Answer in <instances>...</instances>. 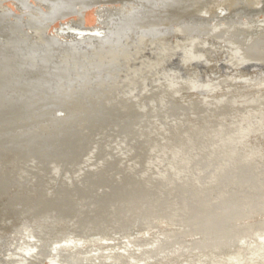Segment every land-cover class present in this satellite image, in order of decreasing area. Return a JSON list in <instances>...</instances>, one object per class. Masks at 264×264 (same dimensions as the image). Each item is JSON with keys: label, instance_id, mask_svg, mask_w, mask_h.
I'll use <instances>...</instances> for the list:
<instances>
[{"label": "bare ground", "instance_id": "1", "mask_svg": "<svg viewBox=\"0 0 264 264\" xmlns=\"http://www.w3.org/2000/svg\"><path fill=\"white\" fill-rule=\"evenodd\" d=\"M49 1L50 0H48V2ZM55 1L56 0H54V2ZM83 1H78L76 4L81 3L85 8H88L96 2V0ZM261 1L264 0H241L240 6H237L238 8L234 4L236 8H234V10L232 11L233 13L229 15L228 19L225 18L222 20L220 18V20H218V14H216L217 18L214 19H217V22H212V20L214 19L210 21L209 26L212 27V30L215 33L213 37L215 39H218L219 42L221 40V37L224 38L222 39V41L225 42L223 43L225 44L224 47L221 44L222 48L224 49H221L219 51H221L223 55V57L221 56L223 58L221 62L225 64L227 68L228 66H230V68L232 67L231 69L246 70V68L251 65H257L260 67V65L264 63V18H262L261 20H256L255 18L245 20L241 17L242 12L237 13L241 10L244 12L257 10L258 8L263 6V2ZM51 2H49V4H46L44 8L45 10L48 9L46 8L48 5L49 7H51ZM72 2L73 1L70 0L68 3L70 4V9L68 10H61L64 3L61 4L62 6L57 3H52V5L56 8L53 11L57 10V12H54V14H56L57 17L61 16L65 18L61 19V17H59L56 21L57 25L52 27L51 31L47 32L46 26L54 23L51 20H47L50 17L46 19V22L42 21L44 24L42 22L41 24L39 23L40 21H37L39 27L36 26L37 29L35 30H37V32L39 33H44V40L48 42L50 41L49 43H52L54 39L55 43L57 41L59 43L67 44L69 45V47H72V49H75V47L82 44L84 41H97L94 44L95 47L99 41L105 42V44L108 43L109 45H113L111 41L115 37L119 38L120 36V38H122L121 36H125L123 35L124 29L127 27V25H130V22L128 23V21H126L127 23L123 24L121 21H119L120 19L116 20L118 19L117 16L121 12V10L120 12L118 11L119 8L110 9L105 5L106 3L103 5L101 4L99 6L100 9L96 11L97 23L93 24L91 28H88L87 24H85V22L82 20L81 15L76 14V12L73 13ZM227 2L228 0H162V3L161 5H159L160 8L158 10L151 5H149L148 7V12L150 11V14L154 15L153 20L144 18V15L142 17H137V15L135 16L134 21L132 20L134 24L131 23L133 26L141 27V29L143 28L142 30H147L148 34L153 33L160 36L158 40L161 41H166L165 39L169 35L173 34L170 27L171 25H175V23L180 22L182 23L177 27V32L175 34L177 35V42L174 48L171 49L170 47L167 48L165 46L164 49L162 47V50L154 54V56L148 55L149 67H153L156 63H159L161 64V67L166 66V69L165 71H163L160 67L157 66L163 71V73L161 74L163 79H161V81L163 82L162 84L157 82L155 83L156 85L154 84L155 87L152 94L154 93L158 95L154 96V99H156L155 101H153L152 103L148 102V105H150L147 108L145 105L144 108L133 103V105L127 106L126 108H121L118 110L116 109L117 111H115V109L103 110V108H101L102 106L98 107L96 104L87 106L82 103L83 101L80 103L71 98L67 99L65 98V94L63 92H57L58 94L55 93L56 95H54L50 91L41 90V88L37 89V91L40 93L38 94L37 92L38 95L33 97L28 94V91L27 95H22V92L20 91L21 93H19L21 95L19 97L17 96V98L15 95H13V97H15V100L12 101L8 99L11 97L9 95L11 93L8 94V98V95L5 94V99L7 98V101H10V104H8L7 106L5 104V100H3L4 98H1L0 95V218H2L3 220L1 221L0 225L1 261L16 264H36L37 262L41 261L42 253L39 252L40 250L38 252H35L34 250L44 249V247L49 243V240L59 236V234L61 233L65 234L68 231L73 234H79L82 230L87 229L86 232H83L85 235H87V237H85V240H82V243H88L89 245L86 244V246L73 251L70 249L72 252H68L62 249L61 251H56V253L60 254H57L58 256H55L57 259L52 264H77V262L79 264H96V262H99V264H114L116 263V261L127 262V260H129L128 254L131 255L135 253L134 248L131 249L128 245L125 244H123L122 247L118 245L116 246V244H113V246L109 244H97V246H91L89 243V237L93 235H99V237L110 240L111 236L116 234L115 232L119 234V232H122L121 230L128 228V226L126 225L128 217L139 216V213L138 211H136V209H127L125 213L129 214H127L126 216L123 214L125 216L123 219H117L114 222H106L101 220L95 222V224L93 225L91 223L89 225L86 224L87 226L84 224V227L82 225H68L66 223H70L78 218L81 220L83 217L88 218L90 216L93 217V215L101 214V212L104 210L103 207L105 205H109L113 202V204H116L118 203V200L121 201L132 196H137L138 194V196L140 195L142 196V198H140L136 202H145L144 214L146 217L151 218L158 215V217L162 216L165 219L170 220L171 222H184L190 218H195L196 220L201 218V221H205L206 218L204 217H209L210 215H215L219 212L220 214L226 212V220L228 221V224L237 220L239 222H246V230L247 228H249L250 232L253 231L254 235H257L258 238H256V240H253L251 239V237L249 240V243H252L251 250L253 251L248 255V261L245 264H264V232L263 234H261L257 233L258 231H256L257 228H262L264 230V80H259L258 78H250L244 75L245 72L242 74L234 75L225 73V76L223 75L224 77L222 78L219 75L220 79L219 77L216 78L215 75L214 79L211 78L212 80L209 81H207L208 79L202 80V77H199L198 79V76L196 77L194 73H192L191 75L195 76L194 78L190 77L189 75L191 74L190 67H206L207 63L209 62L207 61V58L209 57H207L206 54H201L202 52H200L199 50L200 46L199 49H197V44L199 42L198 38H200V36L197 37L195 35L198 29L202 30L207 27L201 24L200 29L195 25V23L192 24V22L189 20L190 17L192 18V21L194 20L193 22H195L196 19H198L197 21L206 19L209 17L211 12L218 10L219 7H221L222 5H226L225 3ZM249 2L254 3L249 4ZM155 4L157 5V3ZM64 5L68 6L67 3ZM11 8L13 9V7ZM8 11L10 12V10ZM51 11V14L49 15H52ZM125 11L126 10L123 9V12ZM36 16L34 15V17ZM70 16H73L74 18H69ZM40 17H42V15ZM27 19L28 18H26V20ZM111 20L117 21L116 28L114 26L115 29H113V27L111 28ZM187 20H189V22L191 23L189 24L184 22ZM23 22L24 21H22V23ZM59 22H61L64 26L67 25L68 28H84V30H95L96 33L69 35H67L66 33L60 34L58 33L57 28L59 27ZM28 28H30L29 25ZM53 28H56L57 34L53 33ZM256 29H261L262 31L249 39V35ZM23 32L25 31L23 30ZM30 32L33 36L36 35L33 34L32 31ZM126 32L128 33V31ZM131 32L132 31H130L129 33ZM5 33L6 35H8L7 31ZM15 34H18V32L14 33V35ZM243 34H249L246 41L240 39V36ZM193 35H195L194 38H192ZM10 37L11 36H9L8 39H10ZM34 37L36 39V36ZM144 38L148 39V37ZM137 39L133 41H137ZM131 40H129L130 42L128 41V43H132L133 41L131 42ZM172 41L173 40H171V43H173ZM140 42L139 44H141ZM148 43L149 42L145 44L147 45ZM186 43L190 45L186 46ZM127 46L129 47V45ZM3 47L1 48V50L3 49ZM103 47H105L104 44ZM158 47L160 48V46ZM202 47L205 48L201 45V48ZM210 47L213 50V47L211 45ZM218 47L219 46L215 48L214 46V51H216ZM143 48L145 49L144 46L142 47V49ZM16 49L18 48L16 47ZM205 51H203V53ZM22 52L23 51H21V54ZM212 52L210 56L212 55ZM112 53L113 52H111V54ZM151 53H154V51ZM29 54L31 55V53ZM27 55L28 54H26V56ZM155 55L162 56V58H154L157 57ZM20 56L18 58H20ZM72 58L73 57H71V59ZM213 58L211 60H213ZM16 59L14 61H16ZM35 59L36 58H34V60ZM143 61L145 62V60ZM6 63L8 64V62ZM19 63L21 62H18V64ZM21 64H23V62ZM0 67L2 66L0 65ZM122 67L123 66H120V68ZM133 67L134 66H132V68ZM47 68L49 69L48 66ZM37 70L38 69H36V73L38 74ZM150 70L149 72H151L150 74H152V70ZM157 71L158 70H156V74ZM29 72L30 71H28V73ZM146 75H148V78L150 79L149 74ZM177 75L180 76V78L182 77V80L180 79V83H175L173 81L175 80L173 78L175 76L177 77ZM1 76L2 75H0V77ZM3 77H5V74ZM42 77H44V75ZM25 78H27L26 75ZM189 78H191V80ZM144 79L146 80V78ZM48 82L50 83V80ZM17 83L15 87L17 86ZM8 84L10 85L11 83H7L4 85L8 86ZM7 86L6 88L9 87ZM21 86L23 88L24 85ZM44 86L46 87V85L43 84V87ZM48 86L50 85L48 84ZM15 87L13 85L12 89H16L17 91L19 85L16 88ZM248 87H252V89L257 92V95L252 96L251 92L248 90ZM2 88L4 87L2 86ZM6 88L2 90H6ZM27 88L24 89L27 90ZM62 88L65 90L63 86ZM12 89H9L7 91L10 92V90ZM138 90H140V88ZM151 99L153 98L151 97ZM151 99L150 101H152ZM145 101L147 100L145 99ZM143 102L144 101L142 100V103ZM36 126L39 129L41 128V133H36ZM109 139L112 141H109ZM19 192L26 194L25 198L27 201H23L24 203L19 205L20 207L18 206L14 211L8 213L5 212V210L11 206L12 202L16 201L15 196H17ZM148 193H150V195H148ZM29 201H32L33 205H40V208L38 209H41V212L43 214H52L54 215L52 217L56 218L52 220L58 221H55V223H49V221H46L48 219H46L44 216H34V214H32L34 213L33 211L32 213L28 212ZM119 205L120 204H118V206ZM139 205L136 204V206ZM121 210L120 212L125 211ZM4 212L6 214H4ZM41 218H44L45 220L43 219L44 221H42ZM41 222L46 223L43 224ZM261 222H263V224L260 226L259 223ZM23 224L24 227H30V230L33 232V234H35L34 232L38 233L34 235L32 239L34 240V243L30 245L31 248L23 247V249L20 248L21 250L18 252H16L15 250L17 247L8 249V238L11 236V234L15 235L16 233H18L19 228L16 227L21 225L23 226ZM176 225L178 226V224ZM138 226H136V230L141 231L144 228L143 226H140L143 227L141 229L140 227L138 228ZM9 229H12V232H10ZM3 230L8 233L10 232L11 234L9 233V236L8 233L6 234L5 232L2 234ZM163 233L165 232L163 231ZM159 235L150 236L149 238L152 237V240L150 239V243H153L155 241L157 242L161 240V238L167 239V235H165V237L162 236V233L160 236ZM120 239H118V242L121 241ZM122 239H124L125 241V238ZM136 239H133V241ZM144 240L145 239H143L142 242ZM135 242L138 243L140 241ZM114 243L116 242L114 241ZM158 245L159 244H156L154 247H159ZM139 246L140 247L137 248V252H142L144 248H150L148 246ZM152 249L155 251L154 248ZM200 251L202 250L200 249ZM59 256L69 262L67 263L60 258L58 259ZM130 260L132 259L130 258ZM143 260L141 259L142 262ZM209 264H217V262L212 261Z\"/></svg>", "mask_w": 264, "mask_h": 264}, {"label": "rangeland", "instance_id": "2", "mask_svg": "<svg viewBox=\"0 0 264 264\" xmlns=\"http://www.w3.org/2000/svg\"><path fill=\"white\" fill-rule=\"evenodd\" d=\"M47 1V2H45ZM1 0L0 2V65L2 67H0V75H2L0 77V79H7L9 81L12 80L11 82L9 81H3V80H0V83H3L0 84V95H1V98H4L3 100H5V104L6 106L8 104H10V101H7V98L9 97V95L12 97L8 98L9 100H15V97H13V95L19 97L21 94L22 95H27V91H28V94L30 96H36L38 95L40 92L37 91L38 88H41V90H47V91H50L52 92L54 95L58 94L57 92H63L65 95V98L67 99H73L75 101H78V102H82L83 104L87 105V106H90L92 104H96L98 107H101L103 108V110H110V109H115V111H117L118 109H121V108H126L127 106H130V105H133L136 104V105H139L140 107H144L146 106L149 107L148 105V102L149 103H152L153 101H155L156 99H154V96L155 95H158V94H152V92L154 91V87H155V83H160L162 84L163 81H161L162 79V76L161 74L163 73V71H165L166 69V66H162L161 67V64L159 63H156L153 67L150 66L149 67V63H148V57L150 55H153L158 53L160 50H162V47L163 49L165 48V46L167 48H174V46H176V42H177V35L176 32H177V27L180 26L182 23H175V25H171V30H172V35H169L165 40L167 41H161V40H158V38L160 36L158 35H155L153 33H149L147 32V30H142L141 27H136V26H133L131 23L134 24V18L135 16L137 15L144 18H148V20H153L154 19V15H151L150 14V11L148 12V7L149 5L155 7V9H159V5H161L162 3V0L158 1V0H96V2L91 5V7L89 6L88 8L84 7L83 4L79 3V4H76L78 1L81 2L83 0H71L73 1L72 4H73V13L76 12V14L78 15H81V18L82 20L85 22V24H87V27L91 28L93 26V24H96L97 22V16H96V11H98L100 8L99 6L102 4H105L108 8L110 9H118V11L120 12V14L122 15H116L118 19L116 20H119L121 21L123 24H126L128 21V23L130 24L129 26L127 25L126 26H123V27H126L124 29V34L125 36H121L122 38H119L118 37H115L116 38V41H115V38L111 41L113 45H109L108 43L105 44V42H102V41H99L95 47V43L97 42H94V41H84L82 44L78 45L77 47H75V49H72V47H69V45L67 44H63V43H59L57 42L56 40V43L54 42V39H53V42L52 43H49L48 41L44 40V33H39L37 32V27H39V23H41L42 21L46 22V19L48 21H53L52 23L53 24H50V25H46L47 26V32L48 31H51L52 30V27H54L55 25H57V20L59 17L61 16H56V14H54V12H57L56 11H53L55 10L56 8L52 5V3H57V2H60L61 0H56L54 2V0H51L49 2L51 7H49V5L46 7L48 8L47 10H45V6L48 2V0ZM70 1V0H69ZM69 1H66V0H62L60 3H57L59 5L61 4H66L64 5L63 4V9L61 8V10H68L70 9V4ZM75 1V3H74ZM149 1V3H148ZM154 1V2H153ZM232 1V3H231ZM84 2V1H83ZM88 2V1H87ZM116 2V3H114ZM136 2V4H135ZM145 2V3H143ZM152 2V3H151ZM263 2V6H261L260 8H258L257 10H252V11H239L237 13H241L242 12V15L241 17L244 18L245 20L247 19H252V18H255L256 20H261L262 18H264V1H261ZM20 3V4H19ZM122 3V4H121ZM141 3V4H140ZM157 3V5L155 4ZM240 3H241V0H228L227 3H225L226 5H222L221 7H219L218 10L216 11H213L210 13L209 17L206 18V19H202L200 21H197L198 19L195 20V22H193L190 17V21L192 22V24L195 23L196 26H198L199 28L201 27L200 25L203 24L205 25V29H202V30H199L197 31V33H195V35L198 37L200 36L199 39V42L198 45L197 44V49H199V46H200V52H202L201 54H206L208 60L209 61L206 65V67H190V72L191 74L190 77L194 78L195 76H191L192 73H194L196 75V77L198 76V79L199 77H202L201 79L202 80H212L214 79V76L217 78L220 77H224L225 73L226 74H242L244 73V75L250 77V78H258L259 80H264V63H262L259 66L255 65H251L249 66L248 68L245 69H242V70H239V69H231L230 66H228V68L226 67L225 64H223L221 62V60H223V55L221 53V51L219 50H223L224 48H222V45L224 47L225 42L222 41V39L224 38H220V42L218 39H215L213 36L215 35L214 31L212 30V27L209 26V23L212 19L214 18H217L216 14H218V20H220V18L223 20V19H228L229 15H231L234 10V8H236L237 6H240ZM254 3V2H253ZM252 2H249V4H253ZM37 4V5H36ZM133 6H131V5ZM153 4V5H152ZM230 4V5H228ZM234 4L236 5V7L234 6ZM6 5V6H5ZM19 5V6H18ZM34 5V6H33ZM44 5V6H43ZM58 5V6H59ZM76 5V6H75ZM4 6V7H3ZM21 6H24V7H21ZM62 6V5H61ZM131 8H130V7ZM140 6V7H139ZM147 6V7H146ZM8 9H6V8ZM10 7V8H9ZM13 7V9L11 8ZM53 7V8H52ZM144 7V8H143ZM225 7V8H224ZM229 7V8H227ZM3 8V9H2ZM26 8V9H25ZM51 8V9H50ZM137 8V9H136ZM145 8H146V12H145ZM238 8V7H237ZM6 9V10H5ZM37 9V10H36ZM50 9V10H49ZM123 9L126 10L125 12H123ZM154 9V10H155ZM226 9V10H225ZM231 9V10H230ZM10 10V12L8 11ZM14 10V11H12ZM46 12H45V11ZM52 10V11H51ZM135 10V11H134ZM137 10V11H136ZM225 10V11H224ZM238 10V9H237ZM19 11V12H18ZM32 11V12H31ZM50 11L52 12V15H49L51 14ZM59 11V10H58ZM70 11V10H69ZM81 11V12H79ZM130 11V12H128ZM38 12V13H37ZM48 12V13H47ZM145 12V14H144ZM226 12V13H225ZM18 15H16V14ZM43 13H44V17H43ZM47 13V15H46ZM83 13V14H82ZM141 13V14H140ZM149 13V14H148ZM236 13V14H237ZM8 14V15H7ZM14 14V15H13ZM21 14V15H20ZM37 14V16H36ZM54 14V15H53ZM118 14V13H117ZM220 14V15H219ZM225 14V15H224ZM248 14V15H247ZM34 15L36 17H34ZM42 15V17H40ZM46 15V16H45ZM134 15V16H133ZM147 15V16H146ZM6 16V17H5ZM10 16V17H9ZM26 16V17H24ZM28 16V17H27ZM33 16V17H32ZM40 18H39V17ZM55 16V17H54ZM133 16V17H132ZM146 16V17H145ZM152 16V17H151ZM222 16V17H220ZM38 17V18H37ZM46 17V18H45ZM57 17V18H56ZM74 18L73 16H70L69 18ZM121 17V18H120ZM207 17V16H206ZM213 17V18H211ZM6 18V19H5ZM19 18V19H18ZM26 18H28V22L31 21V22H27ZM55 18V19H54ZM64 19L65 17H61V19ZM124 18V20H123ZM128 18V19H126ZM132 18V19H131ZM11 19V20H10ZM23 19V20H22ZM25 19V20H24ZM44 19V20H43ZM54 19V20H53ZM96 19V20H95ZM116 20H111L112 24L110 23L111 25V28L113 27V29L116 28V23L117 21ZM133 20V21H132ZM189 20L187 21H184L185 23H191L189 22ZM7 21V22H6ZM22 21H24L22 23ZM33 21H34V24H33ZM38 21V22H37ZM115 24H114V22ZM213 21H216L217 22V19H214L212 20ZM5 22V23H4ZM37 22V23H35ZM42 22V23H43ZM41 23V24H42ZM50 23V22H49ZM121 23V24H122ZM26 24V25H25ZM30 28H28V25ZM33 24V25H32ZM44 24V23H43ZM47 24V23H46ZM24 25V26H23ZM52 25V26H51ZM214 25V24H213ZM26 26V27H25ZM34 30H33V28ZM37 26V27H36ZM49 26V27H48ZM59 27L58 28V33L60 34H64L66 33L67 35L69 34H95L96 31H91L89 29H86L84 30V28H77V27H74V28H68V26H64L61 22H59L58 24ZM115 26V28H114ZM212 26V25H211ZM6 27V29H5ZM9 27V28H8ZM26 29H24V28ZM133 27V29H132ZM137 28V29H136ZM139 28V29H138ZM203 28V27H202ZM8 29V30H7ZM18 29V30H17ZM31 29V30H29ZM82 29V30H81ZM128 29V30H127ZM201 29V28H200ZM15 30V31H14ZM17 30V31H16ZM23 30L25 32H23ZM53 33L54 34H57V31H56V28H53ZM141 30V31H140ZM205 30V31H204ZM3 31H7L8 35H6L5 32ZM20 31V32H19ZM29 33H28V32ZM33 34H36L34 36H36V39L35 37L31 34V32ZM56 31V32H55ZM70 32V33H67V32ZM128 31V33L126 32ZM130 31H132L131 33H129ZM262 30L261 29H256L255 31H253L249 36V39L252 37V36H255L256 34L260 33ZM19 34H15L17 36L14 35V33H17ZM135 32V33H134ZM137 32V33H136ZM144 32V33H143ZM4 33V34H3ZM109 33V32H108ZM129 35H127V34ZM203 33V34H202ZM42 34V35H41ZM48 34V33H47ZM135 34V35H134ZM6 35V36H5ZM32 37H30V36ZM38 35V37H37ZM52 35V34H50ZM138 35V36H137ZM151 35V36H150ZM195 35L192 36V38L195 37ZM248 35L246 34H243L241 35L240 39L243 40V41H246L247 38H248ZM10 37V39H8ZM132 37L130 38V37ZM138 38H136V37ZM140 36V37H139ZM157 36V37H156ZM203 36V37H202ZM17 37V38H16ZM128 37V38H127ZM144 37H148L147 38H144ZM171 37V38H170ZM176 37V38H175ZM204 39H202V38ZM43 40H41V39ZM126 38V40H125ZM154 40H153V39ZM207 38V39H206ZM210 38V39H209ZM16 39V40H14ZM52 39V38H51ZM131 40V42L133 40H136L137 41H133L132 43H128L129 40ZM153 41H152V40ZM168 39V40H167ZM173 40L171 43V40ZM176 41H175V40ZM206 39V40H205ZM209 39V40H208ZM216 41H215V40ZM10 40V41H9ZM13 40V41H12ZM37 40V41H36ZM141 40V42H140ZM145 40V41H144ZM147 40V41H146ZM12 41V42H11ZM15 41V42H14ZM25 41V42H24ZM35 41V42H34ZM39 41V42H38ZM42 41V43H41ZM115 41V42H114ZM122 41V42H121ZM144 41L145 43L149 42L147 45L142 42ZM160 41V42H159ZM2 42V44H1ZM11 42V43H10ZM22 42V43H21ZM32 44H31V43ZM34 42V43H33ZM126 42V43H125ZM130 42V41H129ZM138 42V43H137ZM139 42L141 44H139ZM207 42V43H206ZM209 42V43H208ZM213 42V43H212ZM13 43V44H12ZM16 43V44H15ZM38 43V44H37ZM105 47H103V44ZM128 43V44H127ZM153 43V44H152ZM169 43V44H168ZM175 43V44H174ZM202 43V44H201ZM220 43V44H219ZM9 44V46H8ZM37 44V45H36ZM46 44V45H44ZM125 44V45H124ZM135 44V45H134ZM145 44V45H143ZM160 44V45H159ZM162 44V46H161ZM167 44V45H166ZM213 44V45H212ZM222 44V45H221ZM18 45V46H17ZM28 48H27V46ZM60 45V46H59ZM67 45V46H66ZM82 45V46H81ZM94 45V46H93ZM123 45V46H122ZM129 45V47L127 46ZM141 45V46H140ZM152 45V46H150ZM156 45V46H155ZM164 45V46H163ZM172 45V46H171ZM186 46H189L190 44L186 43L185 44ZM201 45L204 46L205 48H201ZM210 45L213 47V50L212 48L210 47ZM221 45V46H220ZM4 46V47H3ZM12 46V48H11ZM22 46V48H21ZM43 46V47H42ZM57 46V48H56ZM113 46V47H112ZM118 46V47H117ZM145 47V49L142 47ZM147 46V47H146ZM160 46V48L158 47ZM209 46V47H208ZM214 46L215 48L218 47V49H216V51H214ZM3 47V49L1 50V48ZM16 47L18 49H16ZM20 47V48H19ZM35 47V48H34ZM103 47V48H102ZM131 47V48H130ZM134 49H133V48ZM150 47V48H149ZM156 47H157V50H156ZM209 49H208V48ZM42 48V49H41ZM54 48V49H53ZM69 48V50H68ZM91 48V49H90ZM118 48V49H116ZM128 48V49H127ZM131 50H130V49ZM140 48V49H139ZM149 48V49H147ZM22 49V50H21ZM36 49V50H35ZM38 49V50H37ZM62 49V50H61ZM67 49V50H66ZM87 49V50H86ZM123 49V50H122ZM151 49V50H150ZM153 49V50H152ZM207 51H205V50ZM31 50V52H30ZM42 50V51H41ZM45 50V51H44ZM72 50V51H71ZM121 50V51H120ZM135 50V51H134ZM137 50V51H136ZM19 51V52H18ZM21 51L22 54H21ZM56 51V52H55ZM59 51V52H58ZM71 51V52H70ZM130 51V52H129ZM132 51V52H131ZM139 51V52H138ZM142 51V53H141ZM146 51V52H145ZM154 53H151L153 52ZM203 51H205L203 53ZM210 51V52H209ZM214 51V52H212ZM218 51V52H217ZM5 52V53H4ZM10 54H9V53ZM25 52V54H24ZM38 52V53H37ZM47 52V53H45ZM77 52V54H76ZM92 52V53H91ZM103 52V54H102ZM111 52H113L111 54ZM138 52V53H137ZM208 52V53H207ZM212 52V55L210 56ZM216 52V53H215ZM5 57H4V55ZM14 53V54H13ZM31 53V55L29 54ZM33 53V54H32ZM53 53V54H52ZM59 53V54H58ZM143 53H144V56H143ZM214 53V54H213ZM221 53V54H220ZM17 54V55H16ZM26 54H28L26 56ZM72 54V55H71ZM114 54V55H113ZM133 54V55H131ZM217 54V55H216ZM9 55V56H8ZM11 55V56H10ZM21 55V56H20ZM88 55V56H87ZM125 55V56H124ZM141 55V56H140ZM149 55V56H148ZM8 56V57H7ZM14 56V57H13ZM20 56V58H18ZM42 56V57H41ZM54 56V57H53ZM58 56V57H57ZM78 56V57H77ZM106 56V57H105ZM117 56V57H116ZM120 56V57H118ZM157 57H154V58H162V56H159V55H155ZM222 56V57H221ZM25 57V58H24ZM71 57H73L71 59ZM147 57V58H146ZM211 57V58H210ZM214 57V58H213ZM220 57V58H219ZM3 58V59H2ZM17 58V59H16ZM34 58H36L38 60V63H37V60ZM39 58V59H38ZM87 58V59H86ZM96 58V59H95ZM106 58V59H105ZM136 60H135V59ZM153 58V57H152ZM213 58V60H211ZM6 59V60H5ZM10 59V60H9ZM16 59V61H14ZM27 59V60H26ZM31 59V60H30ZM95 59V60H94ZM121 61H120V60ZM134 59V60H133ZM147 59V60H146ZM216 59V60H215ZM5 60V62H4ZM12 60V61H11ZM29 60V61H28ZM40 60V61H39ZM42 60V61H41ZM140 60V62H139ZM145 60V62L143 61ZM25 61V63H24ZM72 61V62H71ZM74 61V62H73ZM8 62V64L6 63ZM12 62V64H11ZM18 62H23V64L19 63ZM29 62V63H28ZM40 62V64H39ZM56 64H55V63ZM63 62V63H61ZM84 62V63H83ZM95 62V63H94ZM27 63V64H26ZM35 63V64H34ZM122 63V64H120ZM147 63V65H146ZM6 64V65H5ZM35 66H34V65ZM38 64V65H37ZM47 64V65H45ZM159 64V65H157ZM214 64V65H213ZM220 64V66H219ZM9 65H12V66H9ZM23 65V66H22ZM54 65V66H53ZM77 65V66H76ZM79 65V66H78ZM142 68H141V66ZM212 65V66H211ZM5 68H4V67ZM8 66V67H7ZM19 66V67H18ZM22 66V67H21ZM25 66V67H24ZM47 66L49 67V69L47 68ZM51 66V67H50ZM63 66V67H62ZM68 66V67H66ZM120 66H123L122 68H120ZM132 66H134L132 68ZM143 66H146V67H143ZM160 68H158V67ZM222 66V67H221ZM7 67V68H6ZM28 67V68H27ZM35 67V69H34ZM53 67V68H52ZM140 67V68H138ZM156 67V68H155ZM208 67V68H207ZM226 67V68H225ZM259 67V68H258ZM9 68V69H8ZM31 68H32V71H31ZM44 68V70H43ZM138 70H137V69ZM164 68V69H163ZM201 70H200V69ZM204 68V69H203ZM211 68V69H210ZM20 69V70H19ZM36 69H38V74L36 73ZM57 69V70H56ZM72 69V70H71ZM152 70V74H150L151 72H149V70ZM198 69V70H197ZM222 69V70H221ZM248 69V70H247ZM254 69V70H253ZM9 70V71H7ZM17 70V71H16ZM124 70V71H123ZM132 70V71H131ZM144 70H148L146 73H144L143 71ZM150 70V71H151ZM156 70L157 71V74H156ZM195 70V71H193ZM212 70V71H211ZM220 70V71H219ZM28 71H30L28 73ZM40 71V72H39ZM43 71V72H41ZM67 71V72H66ZM225 71V72H223ZM230 71V72H229ZM13 72V73H12ZM36 74H35V73ZM48 72V73H47ZM52 72V73H51ZM71 72V73H70ZM73 72V73H72ZM114 72V73H113ZM218 72V73H217ZM220 72V73H219ZM228 72V73H227ZM254 72V73H253ZM5 74V77L4 74ZM7 73V74H6ZM11 73V74H9ZM18 73V74H17ZM32 73V74H31ZM155 73V75H154ZM187 73V72H186ZM249 73V74H248ZM44 77H42L43 75ZM70 74V75H69ZM144 74V75H143ZM146 74H149V77L150 79L148 78V75ZM193 74V75H194ZM210 74V75H209ZM8 75V76H7ZM11 75V76H9ZM21 75V76H19ZM25 75L27 78H25ZM48 75V76H47ZM52 75V77H51ZM54 75V76H53ZM143 75V76H142ZM201 75V76H200ZM224 75V76H223ZM255 75V76H254ZM260 75V76H259ZM24 76V77H23ZM38 76V77H37ZM41 76V77H39ZM69 76V77H68ZM156 76V77H155ZM161 76V78H160ZM12 77V78H10ZM15 77V78H14ZM21 77V78H20ZM46 77V78H45ZM138 77V79H137ZM153 80H152V78ZM206 77V79H205ZM210 77V78H209ZM219 77V79H220ZM40 78V79H39ZM48 78V79H47ZM141 78V79H140ZM146 78V80L144 79ZM156 78V79H154ZM178 78V79H177ZM212 78V79H211ZM47 79V80H46ZM52 79V80H51ZM160 79V80H159ZM173 80L175 83H180L181 80H182V77L180 78V76L177 75V77L175 76ZM181 79V80H180ZM191 80V78H189ZM22 80V81H21ZM27 80V81H26ZM42 80V81H41ZM46 80V81H45ZM50 80V83L48 82ZM64 82H63V81ZM141 80V81H140ZM150 80V81H149ZM163 80V79H162ZM180 80V81H179ZM189 80V81H190ZM52 81V82H51ZM94 83H93V82ZM145 81V82H144ZM6 82V83H5ZM15 84H14V83ZM18 82V83H17ZM21 82V83H19ZM40 82V84H39ZM44 82V83H43ZM46 82V83H45ZM55 82V83H54ZM153 82V84H152ZM7 83H11L10 85L13 87H15L16 83H17V86L19 85V87L17 88V91L16 89H12V87L8 84L7 85H4V84H7ZM23 83V84H22ZM51 83H54V84H51ZM39 84V85H38ZM43 84L46 85V87L44 86L43 87ZM48 84L50 86H48ZM60 84V85H59ZM144 86H143V85ZM151 84V85H150ZM155 84V85H154ZM21 85H24L23 88ZM26 85V86H25ZM59 85V86H57ZM74 85V86H73ZM115 85V86H114ZM2 86L4 88H2ZM6 86L8 88H6ZM16 86V87H17ZM36 86V87H35ZM52 86V87H51ZM62 86L65 88V90L62 88ZM88 86V87H87ZM240 86V85H239ZM15 87V88H16ZM28 87V88H27ZM43 87V88H42ZM49 87V88H48ZM51 87V88H50ZM56 89H55V88ZM59 87V88H57ZM114 87V88H113ZM6 90H2V89H5ZM27 88V90L25 89ZM34 88V89H33ZM62 88V89H61ZM88 88V89H87ZM119 88V89H118ZM140 88V90H138ZM150 88V89H149ZM9 89H12L10 90V92H8L7 90ZM20 89V90H18ZM23 89V90H21ZM61 89V90H60ZM121 89V90H120ZM32 92H30V91ZM35 92H34V91ZM63 90V91H62ZM99 90V91H98ZM146 90V91H145ZM248 90L251 92L252 96H255L257 95V92H255L252 87H248ZM3 91H6V92H3ZM15 93H14V92ZM22 93H21V92ZM68 93H66V92ZM121 91V92H120ZM148 91H149V94H148ZM3 92V93H2ZM8 92V93H7ZM21 94H20V93ZM38 92V94H37ZM94 92V93H93ZM103 92V94H102ZM151 92V93H150ZM255 92V93H254ZM11 93V94H9ZM32 93V95H31ZM36 93V94H35ZM56 93V94H55ZM7 98L5 99V96L6 95ZM19 94V95H18ZM34 94V95H33ZM93 94V95H92ZM113 94V95H112ZM140 94V95H139ZM254 94V95H253ZM4 97H3V96ZM69 95V96H68ZM153 99H151V97ZM75 97V98H74ZM150 97V98H149ZM89 98V99H88ZM111 98V99H110ZM145 99L147 101H145ZM150 99L152 101H150ZM109 100V101H108ZM142 100L144 101L142 103ZM129 101V102H128ZM9 102V103H8ZM147 102V103H146ZM101 103V104H100ZM145 105V106H144ZM117 109V110H116ZM38 129V130H37ZM40 130V131H39ZM35 131L36 133H41V128H35ZM170 134V133H169ZM109 141H112L109 139ZM32 194V193H30ZM25 193H18L17 196H15V199L16 201L12 202L11 206L8 207L5 212H11V211H14L19 205H21L22 203H24L23 201L26 200L25 198ZM28 195V194H27ZM39 195V194H38ZM148 195H150V193H148ZM29 197V196H28ZM138 197V199H137ZM140 198H142V196H132L130 198H127V199H124V200H121L119 201L118 200V203L116 204H113V203H110L109 205H105L103 207V211L101 212V214H97V215H93L88 217V218H82L81 220L78 218L70 223H66L68 225H89L90 223L93 225L95 224V222L97 221H106V222H114L115 220L117 219H123L127 214L129 213H125L127 209L129 208H133L131 210H134L136 209V211H138L139 213V216H130L128 217L127 219V222H126V225L128 226V228L126 229H123L121 230L122 232H119V234L117 232H115L116 234L115 235H112L110 240L106 238H102V237H99V235H93L91 237H89V243L91 246H97V244H101V245H112L113 244H116V246H123V244L125 245H128L131 249L134 248V252L133 254L129 255L128 254V258L130 260V258L132 260H127L126 261H121L122 264H179V263H183V264H209L211 263L212 261L213 262H217V264H245L247 261H248V255L253 251L251 250L252 249V243H249L250 241V238L253 239V240H256V238H258L257 235H254V232L249 230V228H247L246 230V227H247V223L246 222H243V221H240V222L237 220V221H234V222H230V224H228V221L226 220V212L223 213V214H220L217 213L215 215H210L209 217H204L206 218L205 221H201V218H199L198 220H196L195 218H190L186 221H170V220H167L165 219L164 217L162 216H153V217H146L144 212H145V202L144 203H137L136 201L139 200ZM126 200V202H125ZM130 200V201H129ZM132 200V201H131ZM27 201V200H26ZM121 202V203H120ZM123 203V204H122ZM126 203V204H125ZM129 203V204H128ZM132 203V204H130ZM135 203V204H134ZM29 210L28 212H31L32 211L34 213V216H44L46 219V221H49V223H55V221L57 222L58 220H52V219H56L55 217H52L54 215L52 214H43L41 212V209H38L40 208V205H33L32 201L30 202L29 201ZM112 204V205H111ZM118 204H120L118 206ZM122 204V206H121ZM139 205V206H136ZM133 206V207H132ZM13 207V208H11ZM20 207V206H19ZM140 208V209H139ZM109 209V211H108ZM125 210V211H122V210ZM9 210V211H8ZM107 210V211H105ZM120 210L122 212H120ZM130 210V211H131ZM111 211V212H110ZM4 212V214H6ZM111 214H109V213ZM120 212V213H119ZM30 213V214H31ZM39 213V214H38ZM41 213V214H40ZM104 213V214H103ZM106 213V214H105ZM108 213V214H107ZM120 215H119V214ZM31 214V215H32ZM125 216H124V215ZM101 215V217H100ZM116 215V216H115ZM103 216V217H102ZM143 216V218H142ZM120 217V218H119ZM141 217V219H140ZM112 218V219H111ZM153 218V219H152ZM224 218V219H223ZM42 221H44L45 219L44 218H41ZM44 219V220H43ZM134 219V220H133ZM138 219V220H136ZM145 219V221H144ZM194 219V220H193ZM211 219V220H210ZM217 219V220H216ZM152 220V221H151ZM209 220V221H208ZM1 221L2 218H0V225H1ZM151 221V222H150ZM166 221V222H165ZM208 221V222H207ZM212 221V222H211ZM219 221V222H218ZM75 222V223H74ZM178 222V223H177ZM182 222V223H181ZM200 222V223H199ZM211 222V223H210ZM218 222V223H217ZM41 223H46V222H41ZM64 223V222H62ZM142 223V224H140ZM150 223V224H149ZM156 223V224H155ZM199 223V224H198ZM210 223V224H209ZM220 223V224H219ZM233 223V225H232ZM136 224V225H135ZM148 224V225H147ZM154 224V225H153ZM178 224V226L176 225ZM191 224V225H190ZM194 224V225H192ZM201 224V225H200ZM208 224V225H207ZM235 224V225H234ZM240 224V225H238ZM260 226L263 224V222L259 223ZM258 224V225H259ZM46 225V224H45ZM86 225V226H87ZM143 226V227H140V226ZM198 225V226H197ZM200 225V226H199ZM214 225V226H213ZM216 225V226H215ZM237 225V226H236ZM85 226V227H86ZM135 226V227H133ZM136 226H138V228L140 227L142 230L139 231V230H136ZM154 226V227H153ZM202 226V227H201ZM204 226V227H203ZM211 226V228H210ZM222 226V227H221ZM229 226V227H228ZM259 226V227H260ZM84 227V226H83ZM133 227V228H132ZM147 227V228H145ZM152 227V228H151ZM175 227V228H174ZM215 227V229H214ZM16 228H19L18 229V233H16L15 235L14 234H11L10 232H12V229H9L10 230V234H11V238L9 237L8 240H9V244H8V249L11 248H16V252L20 251L23 247H27V248H31L30 245L33 244L34 240L33 237L34 235L38 234L36 232H34L35 234H33V232L30 230V227H27L25 226L24 227V224L23 226H18ZM149 228V229H148ZM193 228V229H192ZM205 228V229H203ZM208 230H207V229ZM229 228V229H228ZM132 229V230H131ZM134 229V230H133ZM145 229V230H144ZM167 231H166V230ZM169 229V230H168ZM173 231H172V230ZM212 229V231H211ZM217 229V230H216ZM236 229V230H235ZM238 229V230H237ZM87 229L85 230H82L81 233L79 234H73L71 232H68L63 234H59V236L49 240V243L44 247V249H36L34 250L35 252H39L42 253V258H41V261L37 262L36 264H49V263H54L55 260L57 259L55 256H58L57 254H60V253H56V251H61L62 250H66L68 252H72L73 250H76V249H79L81 247H84L86 246V244L88 243H82V240H85L87 237V235H85L83 232H86ZM144 230V231H143ZM166 233H163V231ZM176 230V231H175ZM207 230V231H206ZM19 231H20V235H19ZM34 231V230H33ZM171 231V232H170ZM188 231V232H187ZM223 231V232H222ZM257 233H261L263 234L264 230L261 228V229H258ZM8 233L6 232L5 230H3L2 234L3 233ZM25 232V233H24ZM32 232V233H31ZM170 232V233H168ZM176 232V233H175ZM196 232V233H195ZM206 234H205V233ZM221 232V233H220ZM246 232V233H245ZM8 233V236L10 235ZM125 233V234H124ZM135 233V234H134ZM162 233V236L165 237V235H167V239L166 238H161V240L159 241H155L153 243H150V239L152 238H149L150 236H158L159 234L161 235ZM178 233V234H177ZM227 233V234H226ZM25 234V236H24ZM174 234V235H173ZM218 236H217V235ZM223 234V235H222ZM76 235V236H75ZM119 235V236H118ZM132 235V236H131ZM135 235H136V238H140V239H136L135 238ZM159 235V236H160ZM172 235V236H171ZM201 235V236H200ZM211 235V236H210ZM216 235V236H215ZM222 235V236H221ZM122 236V237H121ZM131 236V237H130ZM169 236V237H168ZM175 236V237H174ZM209 236V237H207ZM232 236V237H231ZM249 236V237H247ZM108 237V236H106ZM113 237H114V241L116 243H114L113 241ZM148 239H147V238ZM218 240H217V238ZM30 238V239H29ZM71 238V239H70ZM81 238V239H80ZM121 238V239H120ZM122 238H125V241L124 239ZM131 240H130V239ZM147 240V241H143V239ZM172 238V239H171ZM179 238V239H178ZM207 238V240H206ZM216 238V239H214ZM244 238V239H243ZM15 239V240H14ZM104 239V240H103ZM118 239H120L121 241L118 242ZM133 239H136L133 241ZM163 239V240H162ZM175 239V240H173ZM181 239V240H180ZM184 239V240H183ZM213 239V240H212ZM64 240V241H63ZM68 240V241H67ZM109 240V242H108ZM117 240V241H116ZM128 240V241H126ZM152 240V239H151ZM167 240V241H166ZM204 240V242H203ZM243 240V241H242ZM23 241V242H22ZM52 241V242H51ZM56 244H55V242ZM67 241V242H66ZM79 241V242H78ZM135 241H140V242H135ZM169 241V242H168ZM172 241V242H171ZM187 241V242H186ZM210 241V242H209ZM235 241V242H234ZM51 242V244H50ZM78 242V243H77ZM101 242V243H100ZM111 242V243H110ZM125 242V243H124ZM129 242V243H128ZM134 242V243H133ZM54 243V245H53ZM140 243V244H139ZM173 243V244H172ZM176 243V244H175ZM186 243V244H185ZM195 243V244H193ZM210 243V244H209ZM60 244V245H59ZM132 246H131V245ZM156 244H159L158 246L159 247H154ZM17 245V246H16ZM24 245V246H22ZM50 245V246H49ZM53 245V246H52ZM75 245V246H74ZM89 245V244H88ZM139 245H142V246H148L150 248H144V250L142 252H137V248L140 247ZM203 245V246H202ZM210 245V246H209ZM12 246V247H10ZM14 246V247H13ZM115 246V245H114ZM196 246V248H195ZM242 246V247H241ZM208 247V248H207ZM238 247V248H237ZM73 248V249H72ZM154 248L155 251L152 249ZM198 248H199V251H198ZM72 251H71V250ZM151 249V250H150ZM169 249V250H168ZM178 249V250H176ZM193 249V250H192ZM200 249L202 251H200ZM218 249V250H217ZM192 250V251H191ZM196 250V251H195ZM154 251V252H153ZM240 251V253H239ZM146 252V254H145ZM195 254H194V253ZM198 252V253H197ZM138 253V254H137ZM142 253V254H141ZM239 253V254H238ZM145 254V255H144ZM150 254V255H149ZM161 256H159V255ZM237 254V255H236ZM47 255V256H45ZM134 255V256H133ZM136 255V256H135ZM127 256V255H126ZM144 256V257H143ZM147 256V257H145ZM179 256V257H178ZM186 258H185V257ZM142 257V258H141ZM163 257V258H162ZM178 257V258H177ZM246 257V258H245ZM61 259L63 260L64 262H69L67 260H64L62 259V257H58V259ZM137 258V259H135ZM152 258V259H151ZM173 258V259H172ZM180 258V259H179ZM141 259L143 260V262L141 261ZM156 259V260H154ZM201 259V260H200ZM233 259V261H232ZM140 260V261H139ZM59 261V260H58ZM129 261V262H128ZM134 263H133V262ZM152 261V262H150ZM161 261V262H160ZM164 261V262H162ZM170 261V262H168ZM176 261V262H175ZM184 261V262H182ZM116 261V263L114 264H121V262H118ZM146 262V263H145ZM189 262V263H188ZM241 262V263H240ZM11 262H5V261H1L0 259V264H10ZM57 263V262H56ZM11 264H16V263H11ZM75 264V263H74ZM77 264H79L77 262ZM81 264V263H80ZM96 264H99V262H96ZM107 264H110V263H107Z\"/></svg>", "mask_w": 264, "mask_h": 264}]
</instances>
